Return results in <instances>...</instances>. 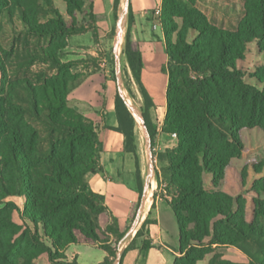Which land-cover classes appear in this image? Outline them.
<instances>
[{
    "label": "trees",
    "instance_id": "trees-1",
    "mask_svg": "<svg viewBox=\"0 0 264 264\" xmlns=\"http://www.w3.org/2000/svg\"><path fill=\"white\" fill-rule=\"evenodd\" d=\"M39 2L51 7L49 0H0V11L9 22L13 11L17 12L29 34L50 39L54 50L60 51L66 47V39L80 30L51 8L55 19L41 25L37 17L47 16ZM65 2L68 16L74 18L86 0ZM252 6L251 21L227 32L210 25L190 3H160L159 25L168 59L163 132L176 134L178 143L166 151L167 166L160 175L156 172V181L159 184L163 177L167 183L163 199L179 230V255L173 264H198L207 256L208 264H234L223 260L212 247H235L247 253L252 245L264 247V232L246 223L241 197L223 190L230 162L245 152L242 131L264 129V77L261 87L249 84L237 66L244 60L246 46L264 39V0H252ZM128 12L123 55L142 97V115L153 143L151 110L155 106L141 80L142 55L131 44V4ZM46 55L57 71L55 77L39 87L23 82L22 93L10 86L9 95L14 98H0V196L24 201L22 226L12 220L15 212L20 213L15 204L0 210V264H35L43 255L50 264H64L70 245L97 247L106 254L100 264H113V241L120 242L127 229L121 232L113 217L104 230L99 226V218L108 208L105 198L93 192L88 178L102 171L103 145L97 127L69 107V95L86 79H77L70 66L57 63L52 53ZM114 113L117 127L108 129L123 136L124 152L135 163L138 201L132 207L131 221L142 196L143 177L135 123L117 92ZM29 119L43 127L32 126ZM257 216L264 217L262 207ZM149 224L145 220L136 232L123 251L121 264L138 239L147 237L141 250L151 247Z\"/></svg>",
    "mask_w": 264,
    "mask_h": 264
},
{
    "label": "rangeland",
    "instance_id": "rangeland-1",
    "mask_svg": "<svg viewBox=\"0 0 264 264\" xmlns=\"http://www.w3.org/2000/svg\"><path fill=\"white\" fill-rule=\"evenodd\" d=\"M49 1L51 3V7L49 8L44 2H39V5L47 16L44 18L41 14L37 17V21L41 25L46 24L47 20L55 19V16L49 12L51 8L53 13L62 17L66 22L75 23L80 31L66 39V47L64 49L55 51L50 39L32 36L26 31L17 12L13 11L12 22H9L4 12L0 11V98H14L9 95L8 90L10 86L16 88L18 93H22L20 84L23 82L39 87L44 81L55 77L57 71L54 69V64L49 61V57L46 55L52 53L57 63L70 66V72L77 79L85 78L87 80L94 77V75L96 76V79H93L92 83L87 85L88 97L84 98L85 101H78L77 99L79 98L76 99L71 96L70 98L68 97L69 107L81 113L88 121L92 122L86 115L93 111L92 105L94 104V100L107 97L114 99L116 92L120 94L114 71L113 45L117 17L125 8V0H118L116 6L115 0H94L92 5L88 3L89 0H86L83 9L81 12L76 13L74 18L68 16L65 0ZM180 1L194 5L206 17L209 24L219 30L235 32L245 21H251L252 19V0ZM160 3L161 0H130L132 11L138 20H140L141 15H146V19L142 24L144 26V37L150 42L149 46L152 56L151 64L148 65L152 70V75L146 78V85L153 99L156 101V105L165 100L163 88L167 78L165 70L168 68L162 29H152L156 21V18L152 14L160 7ZM128 11L129 6L124 12L126 26ZM176 22L180 24L179 20H176ZM125 33L126 28L124 42ZM59 43L61 42L59 41ZM121 66L124 87L129 92L133 104L143 118L142 97L123 54L121 56ZM237 66L243 74L245 82L261 87L262 83L260 79L264 77V39L258 38L252 40L245 48L244 60L238 63ZM2 90L6 93L2 94ZM13 103L16 106L19 105L15 102ZM158 109L152 110L151 115V124L154 129L152 143L154 173L149 191L150 199L145 210L148 212L154 204V207H156L154 215L156 218H160L163 230L168 235L169 245L177 251V246L179 245L178 226L171 209L163 199L165 198L164 190L167 187V183L163 177H160L158 184L156 172H159L158 174L160 175V170L167 166L165 160L166 151L173 150L178 142L177 136L176 138H172V134L163 132L164 109ZM29 122H33L32 126L37 128L43 127L41 123L31 121L30 119ZM135 134L141 159L143 192L146 177L145 143L136 126ZM241 138L245 152L239 158L233 159L230 162L223 190L235 198L241 197L245 207L246 223L248 225L254 224L264 232V217L261 219L257 216L259 209L261 207L264 209V193L261 192L264 186V129L260 127L244 130L241 133ZM156 202L163 203L156 205ZM6 204H15L20 209V213L15 212L13 214L12 220L15 224L22 226L24 223L22 220L23 199L10 197L2 200L0 196V210ZM138 208L139 204L134 208V219ZM145 217L146 214L144 215ZM133 221L129 222L126 234ZM38 231L42 236L41 227L38 228ZM146 238L144 236L143 240ZM47 244L49 245L48 241ZM118 244L119 242L113 241L112 246L115 250V257L110 258L112 263L118 252ZM175 244L177 246H173ZM212 249L215 253L220 254L223 260L234 264H264V247L262 246L252 245L251 253L235 247L217 248L213 246ZM177 253L179 255V250ZM66 256H68V260L66 259L64 264H76V262L78 264H100L106 254L99 248L86 245H70L66 250ZM170 260H172L171 257ZM209 260L210 256H207L198 264H208ZM34 263L50 264L46 255L37 258Z\"/></svg>",
    "mask_w": 264,
    "mask_h": 264
},
{
    "label": "crops",
    "instance_id": "crops-1",
    "mask_svg": "<svg viewBox=\"0 0 264 264\" xmlns=\"http://www.w3.org/2000/svg\"><path fill=\"white\" fill-rule=\"evenodd\" d=\"M133 17L134 23L130 30V37L132 47L138 50L143 58L144 65L141 72V80L149 96L153 100L155 107L152 110L154 111V109L158 108L164 109L165 118L168 77L165 80V86L163 88L165 100L156 105L157 103L146 85V78L152 75V70L148 67L152 59L149 46L150 42L144 37V26L142 24L146 19V15H141L140 20L136 18L134 13ZM154 24H158V21H155ZM158 28H161L160 25L154 30H158ZM93 79H96L95 75L91 79L85 80L78 89L69 95V98L71 96L76 99L79 98L77 99L78 101H85L84 98L86 99L88 97L87 85L91 84ZM92 106L93 111L89 112L86 117L97 127L99 139L103 145V153L100 158L102 171L96 175L89 176L88 181L93 192L105 198V205L108 208L107 213L100 216L99 226L101 230H104L113 217L117 219L120 231L124 232L130 222L132 207L138 201V193L136 192L135 184L134 158L131 154L124 152L123 136L118 132L108 129L117 127L114 113V99L108 97L95 99ZM161 203L156 202V205H160ZM155 211L156 207H151L148 212L145 210L142 217L144 220L141 222V225L145 220L150 222L148 226V239L151 243V247L147 250H141L143 238L138 239L136 241V247L128 251L124 256L122 264H173L174 258L178 256L177 251L179 250V245H173L177 246V251L171 248L167 238L168 235L163 230L160 218H156L154 215ZM145 214L146 217L144 218ZM141 225L137 231L140 229ZM134 238L125 244L124 249L131 244ZM113 240L114 239H112V241ZM66 250L64 254L65 258L68 260ZM170 257L172 260H170Z\"/></svg>",
    "mask_w": 264,
    "mask_h": 264
},
{
    "label": "water",
    "instance_id": "water-1",
    "mask_svg": "<svg viewBox=\"0 0 264 264\" xmlns=\"http://www.w3.org/2000/svg\"><path fill=\"white\" fill-rule=\"evenodd\" d=\"M130 4V0H125V8L119 13L116 22V29H115V38H114V45H113V54H114V61H115V77H116V84L120 91L119 96L123 99L131 117L134 120L136 128L141 133L145 143V152H146V177L144 180L143 185V192L139 203V208L136 212L135 219L129 228L127 234L118 244V252L113 264H121L122 254L124 250L125 244L131 240L132 237L135 236L137 229L141 225L142 217L145 212L146 203L148 194L151 188L152 177H153V155H152V142L145 126L144 120L142 116L137 111V108L133 104V101L130 97L129 92L124 87L123 79H122V66H121V56L123 54V44H124V32L126 28V19H125V11L127 10Z\"/></svg>",
    "mask_w": 264,
    "mask_h": 264
},
{
    "label": "built area",
    "instance_id": "built-area-1",
    "mask_svg": "<svg viewBox=\"0 0 264 264\" xmlns=\"http://www.w3.org/2000/svg\"><path fill=\"white\" fill-rule=\"evenodd\" d=\"M152 15H153V17L156 18V21H158V25L157 24H154V26H153V29H155L160 24L159 23V21H160L159 18L161 16V10H160V8H158L157 10H155ZM171 136H172V138H176V135L175 134H172Z\"/></svg>",
    "mask_w": 264,
    "mask_h": 264
},
{
    "label": "bare ground",
    "instance_id": "bare-ground-1",
    "mask_svg": "<svg viewBox=\"0 0 264 264\" xmlns=\"http://www.w3.org/2000/svg\"><path fill=\"white\" fill-rule=\"evenodd\" d=\"M149 199H150V193L148 194L147 203H146V209H147V206H148V203H149Z\"/></svg>",
    "mask_w": 264,
    "mask_h": 264
}]
</instances>
